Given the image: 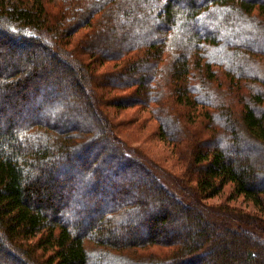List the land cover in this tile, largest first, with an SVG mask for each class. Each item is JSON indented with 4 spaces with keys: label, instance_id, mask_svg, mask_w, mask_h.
Segmentation results:
<instances>
[{
    "label": "trees",
    "instance_id": "trees-1",
    "mask_svg": "<svg viewBox=\"0 0 264 264\" xmlns=\"http://www.w3.org/2000/svg\"><path fill=\"white\" fill-rule=\"evenodd\" d=\"M196 101L189 196L109 109ZM228 185L255 212L199 202ZM93 262L264 264V0H0V264Z\"/></svg>",
    "mask_w": 264,
    "mask_h": 264
},
{
    "label": "rangeland",
    "instance_id": "rangeland-1",
    "mask_svg": "<svg viewBox=\"0 0 264 264\" xmlns=\"http://www.w3.org/2000/svg\"><path fill=\"white\" fill-rule=\"evenodd\" d=\"M108 66H110V64H108ZM214 67L217 69L219 80L212 84L211 88L214 89V92L220 99H222L224 95L230 96L232 92L228 94V90L230 88L227 87L228 82L223 77L222 68L216 64ZM196 75H199L198 72ZM194 80L195 83H199L200 86L204 85L209 87L207 82L199 77H197V79L194 77ZM161 98L163 99L160 103L163 102L164 108H166L167 104H169V100L165 101V95H162ZM63 102L65 101L63 100ZM212 104L213 103L197 104L200 115L197 121L189 118L188 120L186 116H184L183 119L175 116L173 117V120H170L166 117L163 109H156V104H154V108L152 110L141 107L108 109L111 112L110 117L114 122H116L113 124L116 126L117 132L122 136L127 146L134 148L136 151L140 152V154L142 153L144 158H146L145 162L147 164L154 166V168L157 167L156 169L159 170L160 174L167 177V181L171 180L172 182L177 183L178 186H182L186 190L185 194L189 195V193L192 192L191 189L187 187L191 186L187 183L189 178L185 176V174L191 158L190 151L194 146L192 135L194 131H196L197 135H200V137L208 135L206 133H212V129L210 127L206 128L208 125L206 124L207 115L205 113L206 108H208L211 112H216V109L212 107ZM224 104L225 106H229L228 103ZM202 112L204 113L202 114ZM42 117L52 122L50 115L42 114L38 118ZM167 119L175 126L172 133H168L166 131L164 133L163 130L158 127L160 123H167ZM229 154L235 155V153ZM73 187H75V184ZM138 188L140 189V187ZM67 189L69 192H72L71 187ZM59 194L62 196L60 192ZM107 196L109 195L107 194ZM199 202L204 205L206 204L215 211L224 209L225 211H229L234 214H236V212H255V210L252 209L253 207L250 202L245 201L242 196L231 193V187L229 185L225 186L219 195L205 200L201 199ZM99 248L95 249L92 247L90 251L94 250L98 253L100 251L98 250ZM93 264L101 263L93 262Z\"/></svg>",
    "mask_w": 264,
    "mask_h": 264
}]
</instances>
